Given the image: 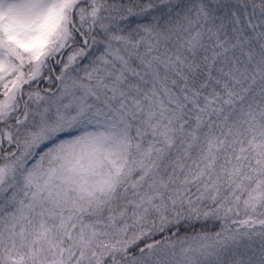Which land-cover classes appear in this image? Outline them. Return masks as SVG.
<instances>
[{
  "label": "snow or ice",
  "instance_id": "obj_1",
  "mask_svg": "<svg viewBox=\"0 0 264 264\" xmlns=\"http://www.w3.org/2000/svg\"><path fill=\"white\" fill-rule=\"evenodd\" d=\"M0 264H264V0H0Z\"/></svg>",
  "mask_w": 264,
  "mask_h": 264
}]
</instances>
